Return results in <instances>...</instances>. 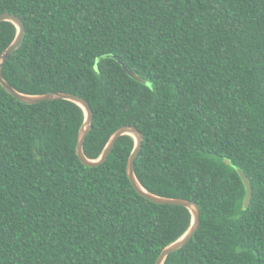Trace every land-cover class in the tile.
Wrapping results in <instances>:
<instances>
[{
  "label": "trees",
  "instance_id": "obj_1",
  "mask_svg": "<svg viewBox=\"0 0 264 264\" xmlns=\"http://www.w3.org/2000/svg\"><path fill=\"white\" fill-rule=\"evenodd\" d=\"M5 12L26 26L2 67L13 87L85 98L91 159L136 126L140 183L199 204V228L164 264H264V0H0ZM16 34L0 22V54ZM85 117L71 100L28 104L0 83V264H155L189 229V208L132 185V135L101 165L81 161ZM236 167L253 189L245 210Z\"/></svg>",
  "mask_w": 264,
  "mask_h": 264
},
{
  "label": "water",
  "instance_id": "obj_2",
  "mask_svg": "<svg viewBox=\"0 0 264 264\" xmlns=\"http://www.w3.org/2000/svg\"><path fill=\"white\" fill-rule=\"evenodd\" d=\"M1 21H11L17 27V34H16L14 41L0 54V83L9 93H11L13 96H15L20 101L28 103V104H35V103H39L42 101L55 100V99H67V100H71L79 104L84 109L86 117H85L84 124L82 125L80 132H79L78 142L76 146V153L78 157L81 159V161L86 165H89V166L101 165L108 159V156L112 152L114 145L119 137L125 134L132 135L135 139V146L128 159L127 174H128L130 181L132 182V185L136 189V191L154 203L182 205L190 209L192 213V223L189 229L179 239L167 245L162 250V252L160 253L159 257L157 258L155 262V264H164L168 255L180 249L181 247H183L193 237V235L199 228L200 223H201V210H200L199 204L196 201L186 199V198L165 197V196L154 194L148 191L140 183L135 173V161H136V158L143 144V134L134 125H124V126L119 127L109 139L106 147L104 148L99 158L91 159L87 157L84 152V143L93 125V109H92L91 104L82 96L74 94V93L54 91V92H49V93H44V94H26V93L18 91L15 87H13L4 78L2 74V67L5 64V62L10 58V56L20 47L21 43L23 42L25 31H26V26H25V22L22 19V17H20L19 15L15 13H9V12L1 13L0 22ZM109 56L117 59L122 64L125 71L131 77H133L134 79L142 83H148L146 79L142 78L132 68H130L122 58H119L118 56L114 54H106L103 57H109ZM225 161L226 163L231 164L230 159L226 158ZM236 169L238 173L240 174L243 180V183L245 185V188H246V195H245L243 206H242V208L245 210L250 204L252 194H253V189H252L251 181L249 177L246 175V173L240 167H236Z\"/></svg>",
  "mask_w": 264,
  "mask_h": 264
}]
</instances>
